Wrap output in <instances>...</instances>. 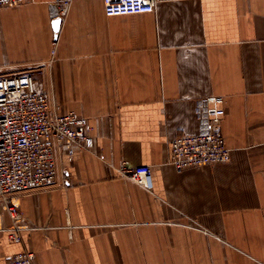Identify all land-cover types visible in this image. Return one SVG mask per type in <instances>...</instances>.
I'll return each mask as SVG.
<instances>
[{
  "label": "crops",
  "instance_id": "0c3cea01",
  "mask_svg": "<svg viewBox=\"0 0 264 264\" xmlns=\"http://www.w3.org/2000/svg\"><path fill=\"white\" fill-rule=\"evenodd\" d=\"M59 1L0 6V74L34 70L96 144L72 162L59 149L57 184L16 193L21 241L0 198V264L24 249L36 264H264V0L114 16ZM210 95L226 99L231 160L179 172L170 142L199 131ZM124 160L152 166V192L120 175Z\"/></svg>",
  "mask_w": 264,
  "mask_h": 264
},
{
  "label": "built area",
  "instance_id": "2783aa9c",
  "mask_svg": "<svg viewBox=\"0 0 264 264\" xmlns=\"http://www.w3.org/2000/svg\"><path fill=\"white\" fill-rule=\"evenodd\" d=\"M33 0H0V6H14ZM71 0L59 1L64 8ZM160 0H103L108 16L156 11ZM52 52H56L54 39ZM223 95L200 97L196 103L199 131L181 134L170 142L169 162L182 172L190 167L215 165L231 160V149L222 134L226 115ZM95 136L89 119L74 110L63 111L38 83L36 72L27 70L0 74V198L7 205L15 225L9 238L22 240L21 211L14 202L16 193L43 189L57 184V151L62 149L69 162L78 151L94 149ZM149 191L154 189L151 165H132L124 160L118 167ZM7 264H36L34 251L24 249L7 259Z\"/></svg>",
  "mask_w": 264,
  "mask_h": 264
},
{
  "label": "water",
  "instance_id": "95a60500",
  "mask_svg": "<svg viewBox=\"0 0 264 264\" xmlns=\"http://www.w3.org/2000/svg\"><path fill=\"white\" fill-rule=\"evenodd\" d=\"M58 24H59V20H56V22L54 24V27L57 28L58 27Z\"/></svg>",
  "mask_w": 264,
  "mask_h": 264
}]
</instances>
